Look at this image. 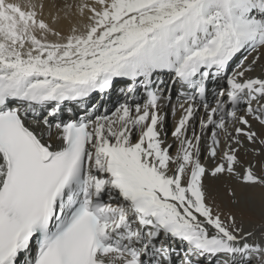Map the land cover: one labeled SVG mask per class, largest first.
<instances>
[{
  "label": "snow or ice",
  "instance_id": "6c2138e0",
  "mask_svg": "<svg viewBox=\"0 0 264 264\" xmlns=\"http://www.w3.org/2000/svg\"><path fill=\"white\" fill-rule=\"evenodd\" d=\"M0 264H264V0H0Z\"/></svg>",
  "mask_w": 264,
  "mask_h": 264
},
{
  "label": "bare ground",
  "instance_id": "6f19581e",
  "mask_svg": "<svg viewBox=\"0 0 264 264\" xmlns=\"http://www.w3.org/2000/svg\"><path fill=\"white\" fill-rule=\"evenodd\" d=\"M11 2H15V3H21V4H26L27 2H28V0H11ZM45 15H47V9L45 10ZM60 27L62 28V30H63V32L64 33H67V31H68V27H69V25H68V22L67 21H64V22H62V24L60 25ZM113 97H115V91H113L112 92V94L111 95H109V96H107L106 98H105V100L104 101H102V102H100L102 105L104 104V102H106L107 100H109V102H108V105L107 104H105L109 109H111V108H113L115 105H116V103L117 102H123V100L121 101V97L119 96V100L117 101V102H113ZM94 98H97L94 102H92L93 100H94ZM173 102H175V99H176V97H175V95H173ZM95 102H98V95L97 94H94L93 96H92V98H91V100L89 101V103L91 104V103H95ZM107 103V102H106ZM113 103H114V105H113ZM73 108H75V106L73 105L72 106ZM101 111H104V109H100ZM67 115H75V113L73 112V113H69V112H67L66 114H65V116H67ZM77 115H79V114H77ZM178 115V114H177ZM168 127H169V129H171L172 128V118H171V116L169 115V120H168ZM169 135H170V133H169ZM173 151H174V149H173ZM209 164H210V162H208ZM206 183H209L210 185H215L216 183H218V182H215V181H212V180H208V181H206Z\"/></svg>",
  "mask_w": 264,
  "mask_h": 264
},
{
  "label": "rangeland",
  "instance_id": "374dc122",
  "mask_svg": "<svg viewBox=\"0 0 264 264\" xmlns=\"http://www.w3.org/2000/svg\"><path fill=\"white\" fill-rule=\"evenodd\" d=\"M119 92H118V90H116L115 91V97H113L114 99H113V102L115 103V102H117L118 100H119ZM121 97V101L123 100V97L122 96H120ZM97 98H94V100L92 101V102H94L95 100H96ZM107 102V103H106ZM106 102H104V104H103V106L101 107L102 109H104V107H107L105 104H107L108 105V102H109V100H107ZM114 103H113V105H114ZM108 108V107H107ZM67 113V110L65 111V113H64V115ZM75 113V115H77V114H80V113H76V112H74Z\"/></svg>",
  "mask_w": 264,
  "mask_h": 264
}]
</instances>
